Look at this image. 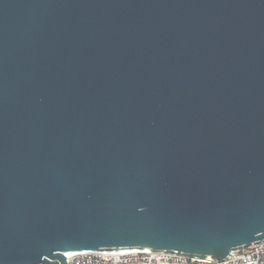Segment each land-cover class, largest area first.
<instances>
[{
	"label": "water",
	"instance_id": "obj_1",
	"mask_svg": "<svg viewBox=\"0 0 264 264\" xmlns=\"http://www.w3.org/2000/svg\"><path fill=\"white\" fill-rule=\"evenodd\" d=\"M264 240V0H0V264Z\"/></svg>",
	"mask_w": 264,
	"mask_h": 264
},
{
	"label": "built area",
	"instance_id": "obj_2",
	"mask_svg": "<svg viewBox=\"0 0 264 264\" xmlns=\"http://www.w3.org/2000/svg\"><path fill=\"white\" fill-rule=\"evenodd\" d=\"M67 264H220L210 257L189 258L176 252L147 249L80 251L65 253ZM225 264H264V240L230 252Z\"/></svg>",
	"mask_w": 264,
	"mask_h": 264
}]
</instances>
